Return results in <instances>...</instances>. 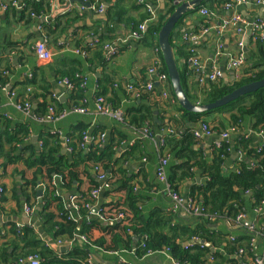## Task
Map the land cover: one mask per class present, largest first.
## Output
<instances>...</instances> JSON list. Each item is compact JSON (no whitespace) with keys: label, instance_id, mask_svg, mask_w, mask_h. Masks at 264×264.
<instances>
[{"label":"crops","instance_id":"crops-1","mask_svg":"<svg viewBox=\"0 0 264 264\" xmlns=\"http://www.w3.org/2000/svg\"><path fill=\"white\" fill-rule=\"evenodd\" d=\"M13 1H16L18 5L14 6ZM29 1L0 0V187L5 191L4 196L0 198V257L4 252L13 251L12 245H4L13 238L12 227L18 229L25 226L35 227L39 236L47 241L50 249L59 256H66L73 250V242L70 240L64 238L53 240L41 231L37 212L46 205L50 191H54L57 196L65 199L63 207L68 209L73 207L72 199L77 200V196L86 195L93 189L90 192V200L86 204L93 209V216L97 215L99 218L101 206L104 205L106 209H110L116 204L123 205V202L127 201V192L122 188V182L127 181L132 187V193L137 202L136 207L144 218L149 217L155 210L162 209L169 214L174 226L193 227L201 216L192 214L186 208L187 205L176 213L170 211L172 201L167 186L157 178L159 161L164 157H168V162L170 159L167 147L165 146L163 150L161 145V140L169 137V130L175 129L178 139H183L187 135L194 138L193 132L199 130L202 124L209 125L214 132L210 136L203 137L202 140L192 138L193 143L190 149L194 159L200 160L202 166L195 167L193 172L178 184L177 192H175L185 201H195L201 208H203L202 204L190 198L189 195L194 189L207 183L208 177L205 176L204 165L210 166L215 160L217 145H220L219 148L223 145L224 152H227L221 167L222 173L226 176L231 173L238 174L242 168L254 170L257 167V161L251 159L248 152L264 145V135H259L261 126L256 130L253 129L252 120L240 122V126L237 127L233 126L229 112L214 111L194 121L192 120L194 115L180 108L170 83L168 87L166 86L169 100L162 98L161 93L164 87L158 85L155 86L154 91L143 90L136 98H133L134 101L129 100L131 98L128 95L132 93L128 92L127 87L137 88L147 85L153 80L149 69L158 63L163 64L158 46V33L147 34L143 42L122 43L120 41L133 31L131 25L133 21L141 22L143 16L148 14L151 17H147L145 22L148 29L151 28L152 23L165 14L169 0H120L122 6L127 9V18L130 20L128 25L118 20L112 25L109 24L107 15L109 5L105 0H101L102 6H105V12L102 14L94 11L90 13L87 0H31V2L39 3L38 7L43 9H37L36 13L30 14L31 8L28 10L24 8ZM111 1L112 5L117 3L115 0ZM177 1L180 0H176V4ZM243 1L246 3L230 0L225 7L215 10L206 7L210 11V16L207 18L200 15L199 7L200 9L198 8L195 13L185 16L173 33L171 41L175 60L181 73L184 90L193 104H198L196 100L199 95L202 96L201 89L209 86L208 77L216 63L222 72L220 80L225 83L236 81L243 72L242 69L240 73H235L227 67L230 57L244 56L245 68L247 65L249 68L255 67L260 70L264 68L260 52L262 51L264 56V40L259 39V43L254 42L255 33L250 26L245 28V34L242 36L237 33L243 28L239 23L235 26L231 25L221 34L218 31L224 21H230L235 16L249 23L258 18H264V7L255 4L257 0ZM228 4L232 7L228 8ZM72 13L76 16L75 21L65 25V17ZM59 23L66 26L65 33L58 39L61 49L51 44L47 34L49 27L54 28ZM112 28L115 31L110 33L109 29ZM259 36L260 33L257 34V37ZM101 37H106L107 44L113 45L114 48L118 46L119 50L112 60L98 67L97 61L93 65L86 61L87 58H92L93 54V50L86 49L95 48V44ZM241 39L244 42L242 50L239 48ZM75 41H79L84 47L82 51L85 52V56L75 52L78 50L73 48ZM39 42L46 43L48 49L54 52L55 55L51 60L47 62L38 60L34 48ZM219 43L223 45L220 56L218 55ZM192 55L197 59L200 68L190 67ZM74 60H78L80 65L76 66ZM75 70L80 71L83 78H87V84L84 92L80 94V101L73 103V90H68L63 84V80L67 77L63 78L62 75ZM117 84H121L124 91L118 88ZM105 89L106 93L103 94ZM98 92L102 93L112 109L120 110L123 114H126V110L130 107L135 109L141 106L146 108L148 105L155 107L150 125L136 132L138 136L133 135L123 140L114 155L115 163L118 162V164H114L111 170L106 171L88 162L76 164L71 147L81 128H86L85 135L89 138L88 141L84 140L83 146L81 145L83 148H86L90 140H94L95 131H103V135L101 133L96 138L99 147L104 148L112 139L117 140L119 126L122 123L115 118L98 113L95 103ZM15 103L21 105L30 103L31 113L27 115L18 110ZM74 106L85 107L86 114L72 112L76 108ZM46 107L47 112L50 107H54L55 111L61 109L69 113L60 120L47 122L44 120L47 115L39 117L37 113H45ZM117 127L118 130H116ZM231 128H236L235 133H232L228 140L221 141L220 134ZM148 133L152 137H147ZM183 133L186 134L183 136ZM48 136L52 139L50 147L56 150L57 156L68 165H76L70 169L77 172V178L72 179V186H68L69 175L64 177L54 174L49 177L46 168L38 164V158L43 151V138ZM243 141L248 143L242 145ZM85 150L88 151V149ZM100 173L106 175V180L99 178ZM94 193H97L95 197H93ZM240 195L245 208V211L242 209L238 213V216L245 215L243 222L238 223L240 226H237L238 216L233 219L230 214L209 215L206 213L209 218L210 235L222 241V245L216 247L212 243L200 241L212 246L214 253L210 250L207 256L209 259L216 253L225 256L232 264H264V235L263 238L260 237L257 226L261 212L251 200L253 193ZM30 208L32 211L28 210ZM50 210L57 215L60 214L58 204L55 202H51ZM203 210L205 211V208ZM74 215L70 213L69 219H72ZM102 221L105 222L104 225H109L107 228L109 234L105 239L108 242L110 234L116 232V228L120 226L116 223L120 220L104 218ZM251 225L255 226L254 231L248 229ZM248 230L256 235L252 250L242 249L229 253L226 250L230 247L229 244L245 235ZM95 235L98 236L99 233ZM120 235L126 238L125 233ZM136 238L133 236L130 248L128 246L119 252H109L97 245L92 246L89 264H174L173 256L166 251V248L150 250V254L140 256L136 247L139 243L143 246L145 241ZM78 241L79 245L83 243L81 239Z\"/></svg>","mask_w":264,"mask_h":264},{"label":"trees","instance_id":"trees-1","mask_svg":"<svg viewBox=\"0 0 264 264\" xmlns=\"http://www.w3.org/2000/svg\"><path fill=\"white\" fill-rule=\"evenodd\" d=\"M87 1L89 3L90 13L93 12L92 8H99L102 5L101 0ZM115 1L117 3L112 5L111 0H105V2L109 5V8L107 9V15L110 22L109 24L112 25L113 22L118 20V22L128 25L130 20L127 18V9L122 6L120 0ZM169 2L170 3L167 4V10L165 14L159 17L157 21L152 23L151 28L146 30L144 37L140 40V42L144 41L147 34H159L163 24L177 7L176 0L175 2L174 0H169ZM228 2H230V0H208L203 3V6L200 8L207 7L211 10H215L225 7ZM36 3L37 2H31L30 0L28 5L24 6V8L27 10L28 8H31L30 14L34 12L36 13V10L40 9V7H38L39 3ZM48 6L50 9V4ZM72 14L74 15V13ZM72 14H69L67 17H65V25H69L75 21L76 16H73ZM147 17H151V15L148 14L143 16V20L141 22H134L132 20V30H137L139 25L148 19ZM65 31L66 26H62L60 23L55 25L54 28L52 26L47 29L48 38L51 44L55 45L57 49L62 48L58 43V39L60 35L65 33ZM109 31L110 33H113L115 30L112 28L109 29ZM256 37L257 34L254 35L253 41L259 43V38L257 37L256 39ZM106 45H108L106 37H101L98 43L95 44L96 49H86L87 51L93 50V54L91 56L92 58H87L86 61L92 65L95 61H97L96 64L98 67L104 66L108 62L105 59ZM73 46L74 49L78 50H83L82 48H84L81 46L79 41H75ZM260 52L264 61L263 53L262 51ZM190 54L191 49L189 51V56ZM74 61L76 66L80 65L78 60ZM162 64L164 68H162V70L166 72L163 59ZM77 72H79V74ZM79 76L83 77L81 76V72L78 70L62 75L63 78L67 77V79L75 86V91L73 90L72 98L73 103L79 102L81 97L80 94L84 92V87L82 88L83 81L82 78H79ZM263 78L264 68L260 70L259 68L255 67L249 68L247 65L236 81L232 83H225L222 80H218L217 82H210L208 87H203L201 89L202 96L199 95L196 103L208 104L216 102L234 90ZM2 84H4V82H2ZM117 86L123 90L121 84H117ZM102 93L105 94L106 89ZM102 93L98 92L96 95L102 96ZM128 96L131 98L129 100H135L131 94ZM154 109L155 107L153 105H148L146 108H143L142 106L138 109L130 107L128 110H126V114H124V120L119 126L120 132L119 135L117 134V140L112 139L111 142H109V144L104 148L99 147V142L96 143V138H98L99 134H101L103 131H95L93 135V137H95V141L91 140L89 144H86V148L81 147V145L83 146L84 144V134H87L86 128H81L76 135L75 142H73V145L71 146L74 152V162L76 164H80V162H88L95 166L101 167L103 171L111 170L114 164H118V162L115 163L114 160V155L117 148L121 145L125 138L127 139L130 136L137 135L136 132L140 131L143 127L146 128L148 125H150L152 122L151 120L153 118ZM58 110L59 111H56V115H60V113L63 112L61 109ZM214 111L229 112L233 126L237 127L240 126V122L245 123L250 119L253 121V129L256 130L261 126V131L264 129V88L255 93H250L236 100L235 102H232L231 104ZM214 111H212V113ZM46 112L37 113L39 117H42L44 115H48V112ZM200 117L201 116L194 115L192 116V120L198 121ZM116 130H118V127ZM185 134L186 133H183V136ZM101 135H103V133ZM176 136L177 135L175 134L171 137H168L166 139L165 145L163 146V150H165L164 147L166 146L169 151L168 153L170 159L166 167V174L174 192H177L176 188L178 184L183 182V180L193 172L195 167L198 165L202 166V162H200V160L194 159L193 152L190 149L193 143V137L187 135L183 139H178ZM43 140V151L38 158V164L46 168L49 177H52L54 174L62 175L64 177L69 175L70 182L68 186H72V179L77 178V172L70 169L72 167H76V165H68L66 161L57 156L56 150L53 147H50L52 140L51 137H45ZM247 143V141H243L242 145H246ZM259 148H261L260 151ZM259 148L250 150L248 152L249 157L257 161V167L254 170L242 168L240 173H231L227 176L222 173L221 168L224 162V157L227 156V152H224L223 145L221 148H217L213 163L210 166L204 165L206 170L205 176L208 177L207 183L194 189L189 195L190 198H193L197 200L198 203L202 204L203 208H205L204 214H230L231 218L234 219L238 216V213L241 212L242 209L245 211L244 202L240 194H247L250 192L253 193L251 200L254 202V206L256 208L263 206L264 145L259 146ZM85 149H88V151ZM122 188L127 192V201L123 202V205L116 204L110 209H106L103 205L101 206V212H99V215H103L104 218L109 219H115L119 214H124L126 216L123 221L116 222L119 223L120 226L116 228V232L110 234V239L108 242H106L105 239L109 234L107 232L109 225H104L105 222L100 220L97 215L93 216V209H88L85 207L86 203H88L90 200V192L93 189L90 190L86 195L81 194L77 196L76 205L80 206L78 211H75L73 207H68V209H65V206L63 207V204H65V199H63L61 196H57L54 191H50L49 200H47L46 205L43 206L42 210L37 212V217L40 219L41 231H43L44 234L53 240L59 238L70 240V242H73V250L66 256H59L50 249L47 241L43 240L39 236L35 227L25 226L22 229L12 227L11 234L13 238L4 245H12L13 251L10 253L4 252L3 256L0 257V264H13L17 262L18 259L26 258L31 255H37L40 257L43 260L42 264L49 262L65 264H88L92 252V246L97 245L101 249L109 252H119L120 250L127 248L129 245L131 246L133 236L145 241V248H143L140 243L137 244L136 249L140 256L145 254L147 250L155 251L163 248H169L171 255L182 264H232L227 258H225V256L221 254L215 253L211 259L207 258L210 250L204 246V244H199L194 241V239L203 240L212 243L216 247L222 245V241L210 235L208 222L209 218L207 214L199 217L193 227L174 226L169 214L162 209H157L149 217L144 218L142 215H140L138 207H136L137 202L135 201V197L132 193V187H130L127 181H123ZM51 202L58 204L60 214L57 215L50 210ZM90 203H92V201ZM29 206L34 208L31 205ZM70 213L75 214V220L69 219ZM263 225L264 208L261 212L259 221L257 222L261 238H263L264 235ZM237 226L239 227L240 225L237 223ZM95 233H99V235L96 236ZM120 233H125L126 238H123V235H120ZM79 236H85L87 242H83L81 245H79ZM255 236V233L248 230L245 235L238 237V239L236 238L235 242L230 243V247L226 248V250L229 253L242 249L250 251L253 248V240ZM127 239H129V241L126 242ZM186 242H191L192 246L186 248ZM210 260H212V262Z\"/></svg>","mask_w":264,"mask_h":264},{"label":"built area","instance_id":"built-area-1","mask_svg":"<svg viewBox=\"0 0 264 264\" xmlns=\"http://www.w3.org/2000/svg\"><path fill=\"white\" fill-rule=\"evenodd\" d=\"M66 1H68V0H66ZM188 1H190V0H180V1H177V4H181L184 2H188ZM237 1L242 2V3H246L243 0H237ZM139 2L143 3L142 1H139ZM12 4L14 6L18 5L16 3V1H13ZM255 4L262 5L264 7V0H257L255 2ZM227 7L231 8L232 5L228 4ZM92 10L98 14H102L105 12V6L101 5L99 8H92ZM200 15L207 18L210 16V11L206 7H203L200 9ZM238 23L241 24L243 27L242 29L237 31L238 35H241V36L244 35L245 34V28L250 26L252 28V31L255 34L260 33V36L258 38L260 40L261 39L264 40V18H258L254 22L249 23L246 20H242L239 16H235L230 21H224L223 25L218 28L219 34H221L225 29L229 28L231 25L235 26ZM147 29H148V25H147V22H145V23L139 25L137 30L132 31L125 39H123L120 42L129 43L130 41H140L141 39H143L144 34H145ZM256 39H257V37H256ZM218 47H219V54L218 55L220 56L222 54V49H223L222 43H219ZM239 48L241 50L244 48V42L242 39H241V43H239ZM34 50H35L37 58L40 62H47V61L51 60L53 58V56L55 55L54 52H51L48 49L46 43H44V42L37 43ZM118 50H119L118 46L116 48H114L113 45H106L105 46V52H106L105 53V57H106L105 59H106V61L109 62L110 60H112L113 57L118 53ZM75 52L85 56V52L82 50H75ZM190 67L191 68L192 67L197 68V69L200 68L197 59L194 58L193 55L190 58ZM227 67L235 73H240V71H242V69L244 70V68H245L244 56L241 55L237 58H234V57L231 58L230 57L227 61ZM162 68H163V65H161L159 63L152 66L149 69V74L153 78V80L151 82H149L147 85L141 86V87L139 86L138 88H134L133 86H128L127 87L128 92L132 93V96L134 98H136L137 95L141 91L147 90L149 92H152V91H154L155 86L158 85V86L164 87L162 89V93H161L162 98L165 100H169L170 96L168 93V89L166 88V86L167 87L169 86V80H168L167 73L165 71H163ZM221 77H222V72L219 70L217 63H216V65L212 68L211 73L209 74L208 80H209V82H217L218 80L221 79ZM79 78H82V81H83L82 87H85L87 84V78H83L80 76H79ZM63 84L70 91L75 89L74 84L71 81H69L68 79L63 80ZM95 103H96L97 111L100 115L115 118L121 122L124 120L123 112L120 110L112 109L107 104V102L105 101V98L103 96H97ZM198 104H200V103H198ZM15 106L18 110L23 111L27 115H29L31 113L32 107H31L30 103H26L24 105L15 103ZM72 112L80 113V114H86L87 110L85 107L84 108L76 107L72 110ZM68 113L69 112L63 111L60 113V115H56L55 108L50 107L48 109V115L46 116V119H44V120L47 122H53L56 120H60V119L64 118ZM235 130H236V128H231L229 131L221 133L220 134L221 141L228 140L230 138V135L232 133H235ZM149 133L147 134L148 135L147 137H152V135H149ZM169 133H170L169 137L176 134L173 130L172 131L169 130ZM212 134H214V132L211 129V127L207 124H202L200 126L199 130H196L193 132V136L196 140H202L203 137L210 136ZM259 135H264V130H261L259 132ZM67 140L70 142L69 139H67ZM84 140L85 141L89 140V138L85 134H84ZM90 141H89V143H90ZM165 142H166V140H161V145L164 146ZM219 147H220V145H217V148H219ZM167 165H168V157H164L159 161L158 166H157L158 167L157 168V178L159 179L160 182L164 183L167 186V190H168L169 196H170L171 201H172V205H171L170 210L173 213H176L177 211L181 210L182 208L186 207V205H187L186 208L192 214H194L196 216H203L205 211L203 210V208H201L199 205H197L195 203V201H193V200L185 201V200H183V198L181 196H179L177 193H175L172 190L171 185L167 179V174H166ZM96 170L98 172H100V170H98V169H96ZM99 178L101 180H106V175L100 173ZM4 193H5L4 189L2 187H0V198L3 197ZM96 195H97V193H94L93 197H95ZM75 201L76 200L72 199L73 207H74L75 211H78L80 206L76 205ZM263 205H264V202H263ZM85 207L88 209H92L89 204H86ZM30 209H28V210L32 211V209L31 210ZM262 211H263V209L261 210V212ZM74 216L71 217L73 220L76 219V217H74ZM244 216H245L244 214L238 216L236 219L237 223H239V224L242 223ZM99 218L101 220H104V217L102 215H99ZM116 218L119 219L120 221H123L126 218V216L124 214H119ZM248 229L250 231H254L255 226L251 225V227ZM78 238H79V240L81 239L82 242H87V239L85 236H79ZM194 240H198V239H194ZM191 246H192V244L188 243L185 247L188 248ZM142 247L145 248V245H143ZM166 251L170 252V249L166 248ZM150 253H151V251L147 250L145 254L147 255ZM90 260H91V256H90V259L88 261V264L90 263ZM172 260H173L174 264H182L180 261H178L174 257L172 258ZM42 262H43V260L40 257H38L37 255H31V256H28L26 258L18 259V261L15 262L14 264H42Z\"/></svg>","mask_w":264,"mask_h":264},{"label":"water","instance_id":"water-1","mask_svg":"<svg viewBox=\"0 0 264 264\" xmlns=\"http://www.w3.org/2000/svg\"><path fill=\"white\" fill-rule=\"evenodd\" d=\"M206 1L208 0H190L188 2L177 4V7L175 8L174 12L169 15L158 34V46L165 65L168 80L172 88L173 94L176 98V101L178 102L180 108H182L184 111L191 113L192 115L198 116H202L214 110L223 108L231 104L232 102H235L236 100L244 97L245 95L255 93L264 88L263 78L261 80L249 83L241 88L234 90L233 92L223 97L222 99L217 100L216 102L209 104L191 103V101L187 97V94L182 84L181 73L175 60L171 38L177 25L181 22V20L185 16L195 13L196 10L201 7V5H203V3H205ZM103 15L105 17V14ZM196 242L199 244H204V242L200 240ZM187 244L188 242L185 243V245ZM204 245H206L209 250L214 253L212 246L206 243Z\"/></svg>","mask_w":264,"mask_h":264},{"label":"rangeland","instance_id":"rangeland-1","mask_svg":"<svg viewBox=\"0 0 264 264\" xmlns=\"http://www.w3.org/2000/svg\"><path fill=\"white\" fill-rule=\"evenodd\" d=\"M264 207V205L263 206H261L260 208H259V210H260V212H261V210H262V208Z\"/></svg>","mask_w":264,"mask_h":264},{"label":"clouds","instance_id":"clouds-1","mask_svg":"<svg viewBox=\"0 0 264 264\" xmlns=\"http://www.w3.org/2000/svg\"><path fill=\"white\" fill-rule=\"evenodd\" d=\"M109 45V44H108ZM79 239V238H78ZM197 243V242H196Z\"/></svg>","mask_w":264,"mask_h":264}]
</instances>
